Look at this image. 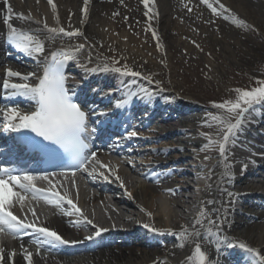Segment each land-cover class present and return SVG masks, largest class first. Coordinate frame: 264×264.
Listing matches in <instances>:
<instances>
[{
  "label": "bare ground",
  "instance_id": "bare-ground-1",
  "mask_svg": "<svg viewBox=\"0 0 264 264\" xmlns=\"http://www.w3.org/2000/svg\"><path fill=\"white\" fill-rule=\"evenodd\" d=\"M7 3L13 8L12 13H8L5 0H0V91L4 90L5 79L9 83L34 85L37 83L36 77L42 72L45 58L52 51L71 50L79 44H84L85 48L79 53L77 59L65 65L70 76V84L75 88L81 87L85 91L88 88L89 94L97 102L96 107L100 110H103L106 103L128 98L127 94L130 92L135 93L133 97L136 102L126 111L127 113L132 111L130 117L135 113H141V116H138L141 120L137 119V123L133 125L132 131H136L137 136L129 139L128 134L119 135L110 144L112 148L116 146L112 152L123 160L122 166L130 169L129 174L121 171L120 166L112 162L106 154L97 153L96 159L108 165V168H101L93 162L94 165L90 171L85 172L84 175L92 188H99L108 195L116 194L114 207L119 209L111 207L101 194L99 196L92 194L77 181L65 179L49 183L46 180L43 186L45 191L66 194L65 201L59 203L64 205L61 213H54L51 208L43 209L29 201L32 195H27L28 192L25 191L22 192L26 196L23 204L16 202L11 210L25 223L48 227L56 230L63 238L79 241V243L68 244L67 246L71 248L62 244L43 243L40 245L41 253H39L29 250L26 242L22 240L8 242L7 238L0 233V249L3 250L0 252V264H28L25 258L26 252L33 254L32 264H156V262L183 264L187 256L194 251L197 242L201 243L202 249H206L209 256L207 264H258V258L239 247L228 248L221 245L217 250V241L220 237L215 235L210 237L206 231L209 227L207 224L196 229L202 233V237L181 239L179 233L183 228H188L189 232L192 231L190 225L201 208L218 209V212L213 211L212 214L223 218L220 226L222 236L233 243H245L264 256V196L259 194L264 193V161L259 159V155H264V137H259L255 141L256 145L248 141L253 138L254 133L251 120L258 123L255 128L264 130V104L252 111L244 125V131L236 138L234 145L231 141L229 142L228 156L223 158L219 154L218 143H213L207 151L202 149L207 143L204 134L212 136L214 141H221L222 134L218 135V132L224 128V125L218 121L203 118L202 110L196 103L185 100L174 92H168L167 89L170 88L165 82H163L165 90L160 84L151 83L144 78L133 80L128 77L118 85L117 83L122 79L115 72L98 70L86 73L84 68L102 67L105 64L112 68L113 61L118 60L112 57L115 51L120 50L122 53L123 48H126L128 52L124 57L131 59L142 74L152 79L158 76L166 81L169 72L154 70L152 67L145 68V60L136 58L138 56L135 55L140 44L135 42L134 31L143 30L144 25L148 24L161 35L163 33L162 40L165 42H169L173 34L197 40L198 30L191 32L192 27H197L196 29L200 30L199 34L205 31L203 34L207 38L204 46H199L202 47L201 49L205 46L210 49L214 45H222L223 50H226L224 47L228 45V49L235 48L240 55L241 64H248L254 60L250 57L251 52L258 53L257 55L264 53V46L259 43L263 40L257 36L258 29L264 32V0H219V3L223 4L228 11L220 9L217 0H207V3L204 0H149L147 8L142 0H88L86 15L83 12L84 0H54L55 13L48 4V0H39V3L37 0H7ZM208 4L217 8L219 14H214ZM189 8L201 9V13L196 14L201 17V23L198 16L190 15ZM145 12H148L147 16ZM17 13L25 15L30 13L33 19L32 21L17 19ZM149 15H152V18ZM5 16H12L10 22L16 27L30 29L41 37L42 42H45V53L37 59L27 57L12 48L6 40L7 29L2 23ZM174 17L178 20L182 19V26L178 20L173 19ZM36 21H46L49 27H63L66 31L79 29L83 35L68 37L63 34L48 33L43 28V23H36ZM212 23V29L203 30L205 28L203 24L208 27ZM108 27L110 30L107 33ZM244 29L254 33L258 42L254 44L250 39L243 37L239 31ZM112 32L117 33L119 38H113ZM231 39L234 42H231ZM197 42L195 44L199 45ZM190 49L184 52L186 56L195 55ZM179 50L176 45L171 46L170 51ZM161 51L159 47L158 53ZM215 53L216 51L213 54ZM213 54H209L211 56L209 59L221 67L234 64L233 61L221 60ZM89 56H91V63H88ZM5 57L15 66L4 67L7 62ZM172 63H175L173 59ZM8 69L20 72L22 76L29 73L35 75L28 81H24L22 77H7ZM172 89L180 95L194 92V90L180 88L177 84ZM10 92L11 90L3 92V112L7 108L16 107L23 113L35 107L32 101L24 97H10ZM104 108L106 110L104 112H109L106 105ZM119 116L105 117L110 118V121L105 124L106 129L114 128L115 132L121 131L123 127L121 129L118 122L112 121ZM124 118L121 124L128 123V116ZM102 122L105 123L106 120L102 119ZM6 123L2 113L0 130H4ZM174 153L177 154L175 157ZM206 155L210 157L207 161L203 159ZM186 159L190 160V164L184 165ZM225 159L232 165L233 175L230 178L224 174ZM251 162H257L259 169H247L243 171L244 175L238 172L239 168L233 169L238 164L242 166ZM101 172L108 176L109 181H113L115 186H110L109 181H105L100 175ZM117 176L119 180L116 179ZM168 189H173L174 194H170ZM129 192L132 194L131 198L127 194ZM229 192L233 194L231 203L227 195ZM256 195L258 196L256 200L263 208L260 205L256 208V205L246 204L245 213L235 208L236 200H249ZM51 199L50 196L47 200ZM67 199L75 202L83 215L92 220L94 225L105 228L109 224H129L133 227L135 234L123 235L119 231H112L111 234H101L94 244L81 245L80 243L86 239L79 229L84 227L95 232V228L86 223H76L83 218L75 214L74 209L67 205ZM208 200H215L216 203H202ZM260 208L262 210L255 211ZM33 211L36 216L32 215ZM68 212L73 214L69 216ZM144 224H148L157 231H148L143 227ZM24 231H27L25 238H29V234L33 235L31 237L33 239L29 240L44 239L39 234L28 232V229ZM215 231L216 229L213 228V232ZM161 232L165 234H159ZM171 233L176 235H170ZM121 236L125 240V245L114 246L111 241ZM181 245L184 246L181 247ZM13 252L15 255H12Z\"/></svg>",
  "mask_w": 264,
  "mask_h": 264
},
{
  "label": "snow or ice",
  "instance_id": "snow-or-ice-1",
  "mask_svg": "<svg viewBox=\"0 0 264 264\" xmlns=\"http://www.w3.org/2000/svg\"><path fill=\"white\" fill-rule=\"evenodd\" d=\"M145 7L149 5V0H142ZM207 3V0H204ZM8 13L13 12V8L7 3ZM39 3V0H37ZM85 7L83 9L84 14H87V3L88 0H84ZM219 8L228 11L223 4L219 3ZM48 4L52 7L53 12L56 11V4L54 0H48ZM208 7L212 9L214 14H219L217 8L208 4ZM151 10V9H149ZM191 11V8L188 9ZM148 12H145V16ZM12 16H5L2 23L6 26L7 32L5 34L8 44L14 48L19 53L32 58H39L45 53V42H42L41 37L37 34L31 32L30 29L25 30L16 27L10 21ZM17 19L32 21L33 17L31 14L25 15L24 13H17ZM58 22V17H57ZM36 23H43V28L52 34H63L68 37L81 36L83 35L79 29L75 31H66L63 27H49L46 21H36ZM156 33L153 32V36ZM195 43V42H193ZM199 47V45H197ZM85 48L84 44H79L78 46L72 48L71 50H55L52 51L44 61V66L42 72L36 77L37 83L30 85L28 83H9L7 79L3 82V89L7 92L11 90L10 97H24L32 101L35 105L33 110L27 112H20L16 107L7 108L4 110V120L7 123L4 125L5 131H12L16 133H31V135H21L17 137V143L26 146L32 151H40L52 159H63L65 156L69 157L73 163L75 171L83 170L88 171V165L92 162L99 165L101 168H108V165L103 164L101 161L96 159L97 154L95 152L86 153L89 148L88 143L85 141L88 139L89 135V111L84 110L78 103L73 101L74 92L67 86L68 76L65 73V65L69 61L76 60L79 53ZM78 62V61H77ZM88 63H91V56H89ZM113 63H120L118 60H114ZM115 72L122 76L139 77L141 74L137 71H132L128 69L127 65L122 67L109 68L107 64L102 67L84 68L87 72ZM7 77H22L24 81H28L30 77L34 76V73H29L23 75L20 72L8 69L6 72ZM150 82H155L151 81ZM158 83V82H156ZM147 92V90H143ZM238 93L237 99L235 101L227 100L222 103H215L214 107L217 109L225 110L228 114L225 117L212 116L213 121H218L224 128L218 132V135L222 134L221 141H214L212 136L205 133V139L207 143L203 146L204 151H207L213 143H218V151L221 157L226 158L228 156V145L231 141L234 145L236 143V138L244 131V125L249 119V115L255 109L256 105L264 104V82H261V86L255 87L251 90H240L237 89ZM128 97L136 95L135 93H128ZM130 102L129 99L124 98L117 100L114 104L115 109L124 108ZM107 112L101 111L98 115H107ZM234 121V122H233ZM207 123V121H205ZM95 132V129L91 130ZM137 136L136 131L128 133V138ZM205 161L209 160V156H204ZM246 167V165H245ZM232 165L225 159L224 169L225 176L229 178L233 173L231 172ZM95 171V169H93ZM91 175V173H89ZM55 175V174H52ZM100 175L105 181H109V177L104 175L102 172ZM6 177V178H5ZM36 179L35 176L27 173H16L14 169L0 168V233H5L12 235L13 238L16 237L17 233L31 229L32 232L39 234L43 237V240L35 241L38 245L47 243L49 245L55 244H76L79 241L67 240L62 237L56 230H51L48 227L37 226L34 223H25L23 219L19 218L11 210L16 202H20L21 205L26 199V196L22 194L21 191L15 189H22L25 192H31L35 198L37 193L41 190L36 189L33 181ZM41 179L48 180V175L41 176ZM119 180V177H116ZM110 182V181H109ZM51 183V180H49ZM121 187H123V182H121ZM170 194H174L173 189L167 190ZM131 198L132 194L127 193ZM50 195L52 197L49 203L53 201L59 204L61 201H65L66 194L61 195L59 192L51 191ZM229 197V203H231L232 193H227ZM67 205L74 209L75 214H78L83 219L82 221H77L76 223H86L92 225L95 228L94 236H88L87 239L91 240L94 237H99L103 232L108 231V229L94 225L92 220H89L83 215L82 210L73 203L71 199L66 200ZM204 204H215V200H208L202 202ZM213 211L218 212L219 210H212L201 208L199 210L198 216L194 219L193 223L190 225L192 231L189 232L188 228H183L179 233L181 239H187L189 237H202V233L197 231L198 227H204L207 224L209 227L206 228L209 236L212 235L220 237L217 241V250L221 245L228 248L239 247L245 250L249 254L258 258V264H264V256L260 255L255 249L249 247L245 243H233L227 237L222 236L220 231L222 217H216L212 213ZM69 216L73 213L68 212ZM33 216H36L35 211L32 212ZM150 215V214H149ZM148 231L156 232L157 230L151 228L148 224L143 225ZM213 228L216 229L213 232ZM164 235L165 233H159ZM176 235V233H172ZM184 245H181L183 247ZM23 247V246H22ZM3 250L0 249V252ZM12 255H15L13 252ZM32 253L26 252L25 258L28 264H32ZM209 256L207 255L206 249H202L201 243L197 242L195 244L194 251L191 255H188L186 261L183 264H207ZM158 264V262H156Z\"/></svg>",
  "mask_w": 264,
  "mask_h": 264
},
{
  "label": "rangeland",
  "instance_id": "rangeland-1",
  "mask_svg": "<svg viewBox=\"0 0 264 264\" xmlns=\"http://www.w3.org/2000/svg\"><path fill=\"white\" fill-rule=\"evenodd\" d=\"M199 13H201V9L193 8L190 11V15L194 17L198 16L199 22L201 23V17L196 15ZM149 16L152 18V15ZM173 19L178 20L177 17H174ZM178 21L182 26V19L180 18ZM132 27L136 28L133 25ZM203 27H205L203 30H207L208 28L212 29L213 23L208 27L206 24H203ZM196 28L197 27H192L191 32L198 30L196 34L198 42L197 40L174 34L172 35V38L169 42H165L162 40L163 33L161 35L160 32H157L155 28L149 24L144 25L143 30L137 29V31H134L135 33L133 34L134 39L136 40L135 42H137L138 45L140 44V46H138L139 48H137L138 52L137 49L135 51V55L138 56L136 58L145 60V68L148 67L150 69V67H152L154 70L157 69L169 72L166 81L161 79V77L155 76L154 79L150 78L151 81H155L151 83L157 84L156 82H158V84H160V86L165 90V85L163 84V82H165L167 87L170 88L167 89L168 92H174L181 98H185V100L187 99L188 101L196 103L202 110L201 116L205 119H211L212 116L225 117L228 115L226 111L215 108L214 104L222 103L227 100L235 101L238 96V93L236 92L237 89L251 90L255 87L261 86V82H264V53H262V55H257L258 53L254 54L251 52L250 57L254 59L253 62L241 64L240 55L237 53V51H235V48L228 49V45L224 47L226 50H223L222 45H214V47L212 46L210 49L206 46L204 49H201L202 47H197V45L193 42L199 43V46H204V42L207 40V38L203 34L205 31L201 32L202 34H199L200 30ZM109 30L110 27L107 28V33ZM258 31L259 34L257 36L263 40L262 42L259 41V43L260 45L264 46V32L260 31L259 29ZM153 32L156 33L155 36H153ZM239 33L243 37L245 36V38L250 39L254 44L258 42L256 41L254 33L248 32L246 29L239 31ZM112 36L113 38H119L117 33H113ZM217 37L216 39L221 42V40ZM231 40V42H234L233 39ZM176 45L181 51L179 50L177 52H171V46ZM159 47L162 50L161 53H158ZM187 48H191L190 50H193L195 55L190 54L186 56L184 52L188 51ZM122 51V53L120 50L115 51V54L112 57L117 58L122 65H127L128 69L137 71L141 75L139 77H131L122 76L119 73L116 74H118L122 79L128 77L133 78V80L144 78L149 81V79H147L148 77L140 72L139 68H137V66L132 63L131 59L124 57L128 50L123 48ZM214 51H216L215 54H213ZM209 54H213V56H216L221 60L233 61L234 64L231 66L221 67L213 60L209 59V57H211ZM257 56L259 57L256 58ZM103 59H106V57H103ZM172 59L175 63H172ZM113 64L111 66L112 68L122 67L120 64ZM175 84L188 91L194 90V92L192 91V93L180 95L177 91L172 89ZM260 105L261 104L256 105L255 107L258 108ZM176 155L177 154L174 153V157ZM189 161L190 160L186 159L184 165L190 164ZM189 170L191 171V168H189ZM189 195L190 194H188V196ZM179 213L180 212H178V214ZM122 216L124 217V215ZM120 247L123 246L121 245Z\"/></svg>",
  "mask_w": 264,
  "mask_h": 264
}]
</instances>
